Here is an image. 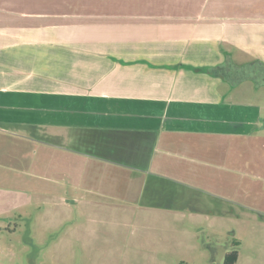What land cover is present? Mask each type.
Wrapping results in <instances>:
<instances>
[{"label":"crops","instance_id":"obj_1","mask_svg":"<svg viewBox=\"0 0 264 264\" xmlns=\"http://www.w3.org/2000/svg\"><path fill=\"white\" fill-rule=\"evenodd\" d=\"M227 16L264 26V0H0V167L33 154L36 132L118 141L123 151L101 155L123 164L114 174L146 178V191L153 173L204 192L211 136L259 121L221 91L227 41L252 45L212 26Z\"/></svg>","mask_w":264,"mask_h":264},{"label":"rangeland","instance_id":"obj_2","mask_svg":"<svg viewBox=\"0 0 264 264\" xmlns=\"http://www.w3.org/2000/svg\"><path fill=\"white\" fill-rule=\"evenodd\" d=\"M237 17L212 20L226 38L242 32L252 41H227L232 67L222 72L221 91L243 110L256 107L259 121L211 136L214 175L204 192L153 173L146 191V178L114 174L123 164L101 155L123 151L118 141H47L33 133L37 150L0 167L8 174L0 176V264H219L235 243L236 264H264V80L255 63L264 62V44L252 33L264 26Z\"/></svg>","mask_w":264,"mask_h":264},{"label":"trees","instance_id":"obj_3","mask_svg":"<svg viewBox=\"0 0 264 264\" xmlns=\"http://www.w3.org/2000/svg\"><path fill=\"white\" fill-rule=\"evenodd\" d=\"M255 63L258 65V66H256V67H258V71H260V73H262V75H263V79L262 80H264V62L255 61ZM206 70H208V69H206ZM254 71H255V69H254ZM237 244H235V245L237 246ZM228 255L229 256H228L225 264H235L237 262V258L239 257L238 250L237 249H234V251H232Z\"/></svg>","mask_w":264,"mask_h":264},{"label":"flooded vegetation","instance_id":"obj_4","mask_svg":"<svg viewBox=\"0 0 264 264\" xmlns=\"http://www.w3.org/2000/svg\"><path fill=\"white\" fill-rule=\"evenodd\" d=\"M235 244H237V243H235ZM235 244H234V248H232L231 251H225V252L222 253L221 256L219 255V256H220V259H218L219 256H218V257H214V259H216V260L218 259V260H219V261H218L219 264H221V261H222L223 264H225V263H226V260H227V258H228V256H229L228 254H230L232 251H234V249H236V248H235V246H236ZM236 247H238V244H237ZM223 260H224V262H223ZM238 260H239V257L237 258V262H238ZM237 262H236V263H237ZM236 263H235V264H236ZM214 264H217V262L214 263Z\"/></svg>","mask_w":264,"mask_h":264}]
</instances>
